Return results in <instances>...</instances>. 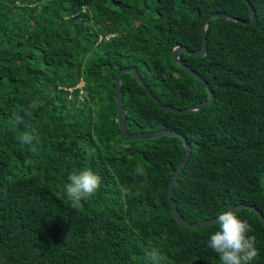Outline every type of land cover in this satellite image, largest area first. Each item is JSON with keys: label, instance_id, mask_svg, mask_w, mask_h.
Instances as JSON below:
<instances>
[{"label": "trees", "instance_id": "16d2710c", "mask_svg": "<svg viewBox=\"0 0 264 264\" xmlns=\"http://www.w3.org/2000/svg\"><path fill=\"white\" fill-rule=\"evenodd\" d=\"M247 1L255 25L213 19L207 55L181 57L214 93L202 111L167 112L134 76L122 79L129 134L172 130L192 147L173 196L191 224L240 204L264 216V0ZM249 4L0 0V264H150L153 246L162 264H220L208 247L218 225L185 228L172 212L169 187L184 143L124 138L116 78L133 68L165 106L197 107L209 93L173 50H200L212 14L248 21ZM25 132L35 137V153L18 140ZM137 165L146 179L134 175ZM85 169L101 177L100 189L73 206L64 186ZM235 213L256 237L252 264H264L261 220L249 209Z\"/></svg>", "mask_w": 264, "mask_h": 264}, {"label": "clouds", "instance_id": "9594fccd", "mask_svg": "<svg viewBox=\"0 0 264 264\" xmlns=\"http://www.w3.org/2000/svg\"><path fill=\"white\" fill-rule=\"evenodd\" d=\"M36 107L35 102L31 103L27 109H24L25 116L31 117ZM17 120L22 121L23 118L17 117ZM34 139L35 137L27 132L18 137L22 144L31 146L30 151L33 153L37 151L33 144ZM134 175L147 178L145 169L140 165L136 166ZM68 179L70 182L64 187L66 196L73 206L94 196L101 185V177L91 169L74 172ZM121 192L124 196L132 195L131 188L122 187ZM215 224L218 225V230L210 236L208 247L218 254L220 264H252V261L258 257L259 251L256 247V237L249 235L252 231L250 224L234 211L221 212ZM146 255L150 264H162L165 259L161 250L154 246Z\"/></svg>", "mask_w": 264, "mask_h": 264}, {"label": "water", "instance_id": "95a60500", "mask_svg": "<svg viewBox=\"0 0 264 264\" xmlns=\"http://www.w3.org/2000/svg\"><path fill=\"white\" fill-rule=\"evenodd\" d=\"M246 2L249 4V1L246 0ZM250 5V4H249ZM250 9H251V18L248 21H243L240 20L238 18H235L231 15L228 14H223V13H215L210 15L206 21L204 22L203 25V31H202V35H203V45L200 48V50L196 51V52H192L189 51L186 47L184 46H177L172 53V57L173 60L180 65L181 67L185 68L188 72H190L193 76H195L206 88V90L209 93V97L206 101H204L203 103H201L200 105H198L197 107L193 108V109H188V110H179V109H175V108H171L169 106H165L164 104H162L157 97L151 92V90L149 89V87L146 85L145 81L142 79V77L140 76V74L133 68H125L120 70V72L117 75L116 78V85L118 88V115H119V124H120V129L122 131V135L124 138L130 139V140H151V139H155V138H160V137H164V136H168V137H179L182 142L184 143L185 149H186V157L183 160V162L179 165V167L177 168L176 172L174 173L172 180L170 182V187H169V199L171 202V207H172V212L173 215L177 221V223L185 228H190V229H198V228H203L206 227L208 225H213L215 224V219H211V220H207V221H202L199 223H188L186 222L182 216L180 215L178 208L173 200V196H174V188L178 182L179 176L181 175V172L183 171L184 167L186 166L187 162L189 161L190 157H191V153H192V147L190 146V144L187 142V140L185 139V137L183 135H181L178 132L172 131V130H159V131H155V132H146V133H139V134H129L128 130H127V126H126V121H125V109H124V98H123V89H122V79L123 76L125 74H131L132 76H134L138 82L141 84V86L144 88V90L147 92V94L154 100V102L163 110L170 112V113H177V114H192V113H198L200 111H202L205 107H207L210 103L213 102L214 100V93L210 87V85L205 81V79L199 75L198 73H196L193 69H191L189 66H187L182 60L181 57L183 54H188L189 56L198 58V57H204L207 55L208 53V42H207V36H208V30H209V26L210 23L213 19H217V18H222V19H226V20H230V21H234L236 23L239 24H243V25H255L257 22V16H256V12L254 10V8L250 5ZM264 178V176H263ZM242 209H249L253 212H255L257 214V216L259 217V219L261 220L263 226H264V216L263 214L254 206H249V205H244V204H240L237 205L233 208H231L228 211H239Z\"/></svg>", "mask_w": 264, "mask_h": 264}, {"label": "rangeland", "instance_id": "374dc122", "mask_svg": "<svg viewBox=\"0 0 264 264\" xmlns=\"http://www.w3.org/2000/svg\"><path fill=\"white\" fill-rule=\"evenodd\" d=\"M83 86V83L82 84H80V86L79 87H82Z\"/></svg>", "mask_w": 264, "mask_h": 264}]
</instances>
